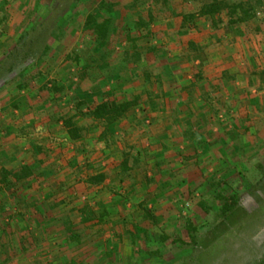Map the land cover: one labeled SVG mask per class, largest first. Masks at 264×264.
<instances>
[{
	"label": "rangeland",
	"instance_id": "374dc122",
	"mask_svg": "<svg viewBox=\"0 0 264 264\" xmlns=\"http://www.w3.org/2000/svg\"><path fill=\"white\" fill-rule=\"evenodd\" d=\"M85 1L0 0V7L4 8L6 15V20L0 26V60L31 26L54 15L58 24L66 27L59 41L52 40V48L60 47L63 54V46L65 50L67 45L73 46L75 33L87 30L79 25L87 12L83 4ZM71 15L73 19L69 20ZM66 37L71 40L64 41ZM71 50H66L69 51L66 58L68 69L79 61L74 58L79 53ZM247 54L248 72L244 76L250 83H264V45L250 49ZM47 60L46 56L31 70L37 72L35 77L42 73L37 70L45 64L56 67L54 60ZM236 102V99L230 100L226 108L229 111L236 109V113L246 118L233 117L235 111L228 112L226 120L220 125L229 128L232 124L241 132L229 128L225 131L226 138L223 134H216L212 139L209 159L208 156L203 157L202 153L196 157V162L189 163L195 156L191 151H186L181 154V167L159 163L174 142L169 146L159 141L151 143L146 140L147 136H142L149 124L144 119L133 120L125 133L115 135L108 141H100L98 137L91 142L93 137L88 138L90 148L76 151L83 156L92 154L93 157L86 159L83 165L69 159L67 154L64 157L51 155L50 167L44 168L42 176H37L44 183L52 177L56 179L55 183L49 180L45 188L41 186L44 183H38L37 188L25 184L17 187L16 184L7 189L0 182V206L5 205L0 220V254L6 256V261L0 259V264H12L14 261L10 259L25 255L28 256L26 259L19 260L23 264L22 261L32 257L34 260L28 264H35L36 261L41 264H195V261L197 264H226L221 254L231 244L234 251H238L237 257L244 256V262L237 264H264V112L258 103H252L254 109H248L235 107ZM212 108L215 110V107ZM56 115L55 112L51 113L52 118ZM234 118L236 124L232 121ZM83 124L90 126L87 120ZM216 125L212 122L209 127ZM96 128L103 129L100 124ZM94 129H88L83 139ZM1 137L3 135L0 134V142ZM155 145L159 151L151 149ZM233 146L239 149L238 154L233 152ZM112 148L118 149L120 154L130 152L138 159L134 165L139 169L138 180L134 181L140 184L137 189L128 184L135 179L131 173L123 182H119V163H115L117 159L109 153ZM111 161L114 162L112 166L104 171L102 163L108 166ZM150 164L153 166L149 170L147 167ZM57 166H64L58 171L64 175L62 179L55 176ZM174 168L178 170L173 171ZM98 173L105 174V181L99 185L90 184V176ZM217 181L224 183L227 192L239 195L244 210L249 207L256 212L245 218L243 227L240 223L230 225L221 239L215 242L214 226L222 220L218 210L221 203L216 199L220 188L214 187ZM28 190L35 191V195H29ZM83 197L86 199L83 200ZM201 203L204 204L203 208L200 207ZM83 206H88L96 216L107 206L110 214L103 223L93 221L82 224L79 209ZM146 208L154 214L155 220L145 218ZM187 222H192L198 229L197 237L206 245L202 247L204 250L201 251L200 246L194 244L182 243L189 240ZM135 225L149 231L150 238L145 239L142 233H138L133 243L130 232H137ZM69 230L79 234V241L70 239ZM155 233L165 234L169 240L157 241L156 236L151 235ZM229 240H232L231 244ZM78 244H84L86 250L80 251ZM216 251H219L218 255Z\"/></svg>",
	"mask_w": 264,
	"mask_h": 264
},
{
	"label": "crops",
	"instance_id": "0c3cea01",
	"mask_svg": "<svg viewBox=\"0 0 264 264\" xmlns=\"http://www.w3.org/2000/svg\"><path fill=\"white\" fill-rule=\"evenodd\" d=\"M102 1L113 5L109 34L102 45H99L101 41L91 29L77 31L76 39L72 40L73 46L67 45L66 50L72 49L74 53H79L74 55L75 59H79L78 62L68 69L66 58L69 51L66 52L63 46L62 54L63 49L60 50V47L52 48L47 61L54 60L56 67L45 64L37 70L42 72L40 75L35 77L36 71L28 72L20 82L9 84L0 93V134L3 135L0 142V169L4 167L15 171L37 158L43 161L44 171V168L50 167L49 160L53 154L61 157L67 154L69 159L81 165L93 157L92 154L78 155L76 151L81 145L89 149L87 144L97 140L103 129L96 128L89 132L85 140L73 142L68 139L63 122L59 120L56 123L51 116L55 112L57 117L67 118L75 113L77 95L70 88L71 84L74 88L90 92L96 102L109 97L140 96L141 107L132 109L118 121L116 135L125 133L133 120L149 121L147 131L142 135L147 136L146 140L151 143L163 142L168 146L174 142L164 154L165 161H162L163 158L156 160L170 164V167H181V154L186 151H191L195 156L189 163L196 162V157L203 153L195 148L194 142L184 141V135L190 129L207 140L209 151L203 157L212 154V139L216 134L225 135L229 128L235 129L236 126L232 124L229 128L220 125L226 120L228 112L238 111L226 108L230 100H237V108L244 106L254 109L252 103H258L264 112V83H250L244 76L248 72L247 53L250 49L264 45V0H261L262 6L257 8V17L238 26L229 25L230 17L224 11L220 15L222 22L216 29L207 16H197L192 24L182 28V15L197 13L210 0H86L83 4L87 12L81 20L82 24L78 23L82 29H85L88 14L96 12ZM226 1L234 4L247 0ZM138 19L145 26L136 29ZM66 38L64 41L71 40ZM190 43L198 51L192 52ZM226 73L232 76L230 81L223 79ZM197 74H200L201 80H196ZM54 82L64 86L65 90L61 93L48 91L50 83ZM189 112L194 113L193 118L189 117ZM232 116L246 118L241 113ZM232 121L235 124L237 122L235 118ZM212 122L217 123V127H209ZM88 138L91 140L88 141ZM33 146L39 150L38 156ZM112 149L109 153L117 159L115 163L120 164L123 154L118 153V149ZM151 149L160 150L156 145L151 146ZM112 163L107 166L103 162L104 171ZM152 166L150 164L147 169H152ZM57 167L56 178H64L62 172H58L64 166ZM137 168L131 171L135 179L128 183L134 189L140 185L135 183L138 180ZM49 180L44 183L34 177L18 182L17 187L25 184L37 188L36 184L44 183L41 186L45 188ZM50 181L55 183L56 179L52 177ZM28 193L35 195V191L28 190ZM83 245L78 244L80 251L86 250ZM5 257L0 254L3 262ZM26 257L15 256L10 260L14 261L12 264H23L19 260ZM32 259L22 262L28 264Z\"/></svg>",
	"mask_w": 264,
	"mask_h": 264
},
{
	"label": "trees",
	"instance_id": "16d2710c",
	"mask_svg": "<svg viewBox=\"0 0 264 264\" xmlns=\"http://www.w3.org/2000/svg\"><path fill=\"white\" fill-rule=\"evenodd\" d=\"M260 6H262L261 0H247L234 4H229L226 0H210L208 3L204 4L197 13L183 14L182 28H185L187 24H192L197 16H207L210 17L212 27L216 29L222 22L220 15L224 11H226L230 17L229 25L233 27L238 26L239 24L247 23L250 20L256 18L257 8H260ZM72 19L73 18L71 15L69 20ZM112 19L113 5L105 1L100 2L96 12L88 14L85 27L89 30L91 29L99 41H101L99 45H102L104 43L103 41L107 38ZM5 20L6 15H4V8L0 7V26ZM143 26H145V23L141 19H138L135 24V28L137 29ZM65 27L62 28V26L58 24L57 16L55 15L43 21L42 23L31 26L30 29L21 37L19 42L0 60V90L11 83L21 81L23 75L31 72L36 64L43 62L44 58L50 53L52 49V40L59 41L65 33ZM189 48L192 52L198 51V48L193 43L189 44ZM223 79L225 81H229V79H232V76L226 73L223 76ZM196 80H201L200 74L196 75ZM20 88L22 89L23 86L20 85ZM70 88H73L77 95V101L75 102V113L67 118L57 117L56 115L53 117V119L56 120V123L59 120L63 122L67 137L73 142H79L83 140L87 130L94 129L97 124H100L103 127V131L99 136L100 141L110 140L116 135V125L118 121L125 117L132 109L141 107L142 105L140 96H122L119 98L109 97L101 102H96L90 92H84L74 88L72 84L70 85ZM47 90L50 92L61 93L65 90V87L54 82L51 83V88H48ZM189 117L193 118L194 113L189 112ZM84 120H87L90 123V126L83 124ZM232 134H234V132H232ZM184 139L185 141L194 142L195 148L201 150L203 153H207L209 151V145L206 138L203 135L193 132L191 129L185 133ZM34 147L35 146H33V148ZM78 149H80V152L84 151V147L82 146ZM232 149L235 154L239 153V149L236 146H233ZM34 152L35 155L38 156L39 150L34 148ZM132 161L134 164H131ZM137 162L138 159L135 156H132L130 152H125L123 154V160L119 164V182H123L127 177H129L134 165L137 164ZM42 167L43 161L37 158H35L32 163L24 164L15 171L7 170L3 167L0 170V182L7 189H11L18 182L29 180L37 176H42ZM105 179L106 176L104 173H98L90 176L89 183L92 185H99L103 183ZM215 186L220 188V190L217 192L216 199L219 203H221V206H219L218 210L222 216V220L214 226V228H216V238L214 241L216 242L221 239L222 235L227 229H229L230 225L234 223H240L241 227H243L245 218L250 217L251 214L256 211L249 207L248 209L244 210V207L241 205V199L239 195L235 192H227L224 187V183L221 181H217L214 187ZM262 189L264 190V184ZM200 207L203 208L204 204L201 203ZM4 209L5 205H1L0 220L2 219L1 215ZM79 210L82 216V224H88L93 221L103 223L105 218L110 214L109 208L107 206L104 207L103 211L97 216L88 206H83ZM145 218L155 220L154 214L147 208L145 209ZM187 225L189 240L184 242L181 240L182 243L186 245L194 244L200 246L199 249L201 251L204 250L205 248L202 247L206 245L202 244L201 239L197 237L198 229L193 225L192 222H189ZM135 229L137 232H130L133 243L136 241L135 238H137L138 233H142L145 236V239L150 238L149 231L137 225H135ZM69 235L71 240L79 241L78 233L69 230ZM151 235H155L157 241L160 242H167L169 240V237L162 233H155ZM231 243L232 240H229V244ZM242 243L243 241L240 242L241 245ZM238 244L239 243L237 242L236 245ZM232 247V244L228 245L226 249L222 251L221 257L226 260L225 263L237 264L239 261H242L241 263H243L244 256L241 255L240 257H237L238 251H234ZM221 249L223 248L221 247ZM110 251L111 250H109V254L111 253ZM219 251H216V255H218ZM196 262L197 261H195V264H197ZM35 264H41V262L36 261Z\"/></svg>",
	"mask_w": 264,
	"mask_h": 264
},
{
	"label": "built area",
	"instance_id": "2783aa9c",
	"mask_svg": "<svg viewBox=\"0 0 264 264\" xmlns=\"http://www.w3.org/2000/svg\"><path fill=\"white\" fill-rule=\"evenodd\" d=\"M2 114V109L0 108V115ZM147 124H149V121L146 122ZM83 200H85L86 198H82ZM187 206L189 205L188 203L186 204Z\"/></svg>",
	"mask_w": 264,
	"mask_h": 264
},
{
	"label": "flooded vegetation",
	"instance_id": "af4514ba",
	"mask_svg": "<svg viewBox=\"0 0 264 264\" xmlns=\"http://www.w3.org/2000/svg\"><path fill=\"white\" fill-rule=\"evenodd\" d=\"M259 243V242H258Z\"/></svg>",
	"mask_w": 264,
	"mask_h": 264
}]
</instances>
